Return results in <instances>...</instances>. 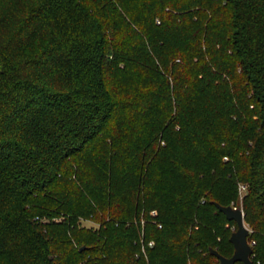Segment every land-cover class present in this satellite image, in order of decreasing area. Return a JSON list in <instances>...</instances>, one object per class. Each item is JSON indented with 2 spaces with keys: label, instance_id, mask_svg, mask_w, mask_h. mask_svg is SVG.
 Listing matches in <instances>:
<instances>
[{
  "label": "trees",
  "instance_id": "trees-1",
  "mask_svg": "<svg viewBox=\"0 0 264 264\" xmlns=\"http://www.w3.org/2000/svg\"><path fill=\"white\" fill-rule=\"evenodd\" d=\"M239 186L264 264V0H0V264H219Z\"/></svg>",
  "mask_w": 264,
  "mask_h": 264
},
{
  "label": "rangeland",
  "instance_id": "rangeland-1",
  "mask_svg": "<svg viewBox=\"0 0 264 264\" xmlns=\"http://www.w3.org/2000/svg\"><path fill=\"white\" fill-rule=\"evenodd\" d=\"M175 63L177 64L178 63V60ZM142 76H144V75L141 74V71L139 69H136L135 66H131V68H130L129 71L124 72V73H122V74H120L118 76V84H119V86L122 89L127 90L129 88H132V87L136 86L137 84H140V83L142 84V82H144L142 80V78H141ZM129 112L132 113V115H133L136 112V108H134L133 110H131ZM160 112H161L160 113V115H161L162 114V111H160ZM172 115H174V114L172 113ZM146 123H147V121H146ZM157 145H159L160 147H165L164 143L162 142V139H159L157 141ZM223 162H227V159L224 158L223 159ZM244 192H245V190H241L240 189V186H239V188H238V198H237V201L236 202H231L230 205L232 207H234V208L236 207L238 209H241L240 208V206H241V200H242V197L244 195ZM128 204L129 205L131 204V200H130V202ZM132 210H133V208L130 209V210H128L127 212H129L130 215H133V213H135L134 212L135 210L134 211H132ZM152 212H154V211H152ZM152 212L149 213V215H148L149 216V222L152 223V224H154V225L156 224L158 226V224H160V223H158L155 219L152 218L153 217L152 216ZM155 214H156L155 217H157L156 211H155ZM150 217H151L152 220H150ZM146 221L147 220H145L144 218H141V221H140L141 222V226H144V224L146 223ZM134 223L136 224V222H134ZM79 224L83 228L88 229L90 231H97L100 228L99 223H96L94 221V219L80 218L79 219ZM126 226H128V224ZM217 226H219V229H221V232L222 233H221L220 237L217 238L216 241L218 243L221 241L223 243V249H224V251H226V255H230V253H231V247L227 244V242H228V239L230 238V235L235 231V226L233 224H231V223H224V222L219 221V220H218ZM245 226L248 229L249 235L252 234V231L249 230V228L247 227V225H245ZM157 229H158V227H157ZM142 236H143V234L141 233L140 237H142ZM225 243L227 245H225ZM248 243L251 245L254 242L253 241H249V239H248ZM121 252H125V249L122 248L121 249ZM142 255L145 256V254H142ZM144 258H146V257H144Z\"/></svg>",
  "mask_w": 264,
  "mask_h": 264
},
{
  "label": "water",
  "instance_id": "water-1",
  "mask_svg": "<svg viewBox=\"0 0 264 264\" xmlns=\"http://www.w3.org/2000/svg\"><path fill=\"white\" fill-rule=\"evenodd\" d=\"M217 210L223 214L228 222H234L236 229L230 235L229 243L233 247V253L230 258L221 256L216 250L209 249V254L218 260L219 264H253L252 262V247L249 246L248 236L249 232L245 226L243 219V212L241 209L233 208L231 206L222 207L218 204H214ZM85 248H81L80 252Z\"/></svg>",
  "mask_w": 264,
  "mask_h": 264
},
{
  "label": "built area",
  "instance_id": "built-area-1",
  "mask_svg": "<svg viewBox=\"0 0 264 264\" xmlns=\"http://www.w3.org/2000/svg\"><path fill=\"white\" fill-rule=\"evenodd\" d=\"M240 189H241V190H245L244 186H240ZM233 208H234V207H233ZM152 216H153V217L156 216L155 212H152ZM158 228L160 229L161 226L158 225ZM141 244H142L141 252L144 254L145 251H144V246H143V242H142V241H141ZM253 245H254V243H252L251 245L249 244V246H251V247H252ZM147 246H148V247H152V246H153V242H149V243L147 244Z\"/></svg>",
  "mask_w": 264,
  "mask_h": 264
}]
</instances>
